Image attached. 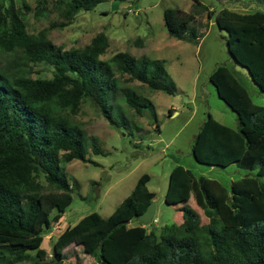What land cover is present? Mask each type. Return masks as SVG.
<instances>
[{"label":"trees","instance_id":"trees-1","mask_svg":"<svg viewBox=\"0 0 264 264\" xmlns=\"http://www.w3.org/2000/svg\"><path fill=\"white\" fill-rule=\"evenodd\" d=\"M64 1L67 14L73 16L110 0ZM20 2V8L13 0L8 8L0 5V53L20 52L23 59L13 61L16 68L0 65V264H23L32 259L31 252L37 254L31 264H65L64 251L73 245L83 248L96 264H264V106L254 104L225 65L212 73L210 81L237 114L239 126L230 128L209 114L192 153L201 164L236 165L249 174L224 186L217 180L196 179L179 167L188 188L177 182L171 203L181 206L175 210L183 214V222L165 227L160 235L137 222L156 198L148 188L151 177L145 174L111 217L92 213L64 230L55 241L54 259L46 261L45 235L73 203L74 186L66 164L89 163L90 150L103 153L67 111L90 99L112 125L119 116L129 122V110L144 116L147 105L136 95L122 93L121 77L129 76L153 92L174 95L175 88L167 79L164 60L136 59L123 52L103 60L108 49L105 35L84 49L63 51L45 32L29 34L25 20L30 7L26 0ZM195 4L210 10L198 0ZM197 12L167 9L169 35L198 43L200 35L193 27ZM214 13L209 17L227 33L230 55L264 93V13L223 9L213 17ZM43 62L55 69L53 80L33 79L23 70ZM46 187L54 192H44ZM188 194L207 223L198 208L189 205Z\"/></svg>","mask_w":264,"mask_h":264},{"label":"rangeland","instance_id":"rangeland-1","mask_svg":"<svg viewBox=\"0 0 264 264\" xmlns=\"http://www.w3.org/2000/svg\"><path fill=\"white\" fill-rule=\"evenodd\" d=\"M13 1L17 8L21 7V0ZM198 1L206 5L209 12L197 8L195 0H110L92 11L72 16L67 14L68 3L64 0H26L30 7L25 20L29 34L45 32L48 40L63 51L84 49L94 39L105 35L108 49L103 60H110L120 52L136 59L164 60L167 79L175 88L174 95L153 92L139 81L130 80L129 76L121 77L122 93L136 95L147 105L144 116L129 110L127 117L129 122L133 121L131 123L119 116L112 125L90 99L82 100L76 109L67 111L74 124L89 138L96 139L103 153L96 155L90 150L89 163L74 160L66 164L65 172L74 186L73 203L45 235L46 261L54 259L55 241L64 230L92 213L111 217L145 174L151 177L148 188L156 195L157 208L155 221L145 226L158 235L165 227L183 222V214L176 211L181 206L176 203L174 208L171 203L177 182L181 183L180 188L183 185L188 188L187 179L177 171L179 167L191 171L196 179L217 180L224 186L249 174L236 165L222 168L201 164L193 157L192 147L209 114L225 126L233 129L239 126L237 114L219 98L210 81L219 66L230 68L254 104L264 106V93L230 55L225 39L227 33L209 17L211 11L216 17L223 9L243 14L264 13V0ZM11 3L12 0H0V5L6 8ZM167 9H179L188 14L198 11L193 25L200 35L198 43L180 41L169 35L164 21ZM18 58L23 61L22 53L1 52L0 65L10 64L16 68L13 61ZM23 70L33 79L53 80L56 76L55 69L44 62L30 63ZM44 192H54V189L46 187ZM187 197L189 205L196 208L192 194ZM197 208L207 223L204 212ZM64 253L65 264L97 263L83 248L75 245ZM36 255L31 252L32 259L23 264L34 263Z\"/></svg>","mask_w":264,"mask_h":264},{"label":"water","instance_id":"water-1","mask_svg":"<svg viewBox=\"0 0 264 264\" xmlns=\"http://www.w3.org/2000/svg\"><path fill=\"white\" fill-rule=\"evenodd\" d=\"M156 210H157L156 204L153 201L149 205V207L146 210V212L137 218V222H139V223H141L143 225H149V224H151L152 222L155 221Z\"/></svg>","mask_w":264,"mask_h":264},{"label":"crops","instance_id":"crops-1","mask_svg":"<svg viewBox=\"0 0 264 264\" xmlns=\"http://www.w3.org/2000/svg\"><path fill=\"white\" fill-rule=\"evenodd\" d=\"M175 114H177V113H175Z\"/></svg>","mask_w":264,"mask_h":264}]
</instances>
